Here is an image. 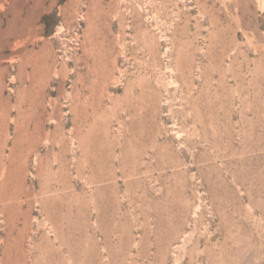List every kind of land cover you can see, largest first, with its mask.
Segmentation results:
<instances>
[{"label":"rangeland","instance_id":"374dc122","mask_svg":"<svg viewBox=\"0 0 264 264\" xmlns=\"http://www.w3.org/2000/svg\"><path fill=\"white\" fill-rule=\"evenodd\" d=\"M0 3V264H264V0Z\"/></svg>","mask_w":264,"mask_h":264},{"label":"bare ground","instance_id":"6f19581e","mask_svg":"<svg viewBox=\"0 0 264 264\" xmlns=\"http://www.w3.org/2000/svg\"><path fill=\"white\" fill-rule=\"evenodd\" d=\"M1 6L2 4L0 3V7ZM16 22L19 23L20 26L14 27V29H12L9 34H15L16 37L19 38L21 36H24L25 33L29 32L30 28L29 26H27V24H29V21H27V19H21L17 17Z\"/></svg>","mask_w":264,"mask_h":264}]
</instances>
